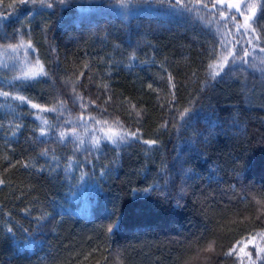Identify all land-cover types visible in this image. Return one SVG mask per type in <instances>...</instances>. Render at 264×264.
<instances>
[{"label":"trees","instance_id":"obj_1","mask_svg":"<svg viewBox=\"0 0 264 264\" xmlns=\"http://www.w3.org/2000/svg\"><path fill=\"white\" fill-rule=\"evenodd\" d=\"M251 1L0 0V49L43 67L0 61V264H264ZM248 23L264 49V0Z\"/></svg>","mask_w":264,"mask_h":264},{"label":"rangeland","instance_id":"obj_2","mask_svg":"<svg viewBox=\"0 0 264 264\" xmlns=\"http://www.w3.org/2000/svg\"><path fill=\"white\" fill-rule=\"evenodd\" d=\"M123 3L118 4L124 7L126 10L133 12V13H144L150 10L152 7L156 5L152 4L143 8L138 7V3L141 2H156L161 0H121ZM258 0H252L248 7L244 10L245 17H252L256 10H257ZM250 5H254V7H249ZM121 9V7H118ZM243 26H236L235 32L233 34L240 35V38L237 40V45L233 46L232 54L235 55L237 52L241 53V59L236 62V64L242 63H255L262 61L260 60V56H263L264 53L259 48L258 39L256 38L255 33L253 32L250 24L247 21V26H245V19L243 22ZM231 33V32H230ZM245 52L248 55H245ZM0 61L2 62H9V63H18L21 64L23 67V74L28 78H37L42 73L40 71V64H33L29 61L26 51L23 49H9V50H2L0 49Z\"/></svg>","mask_w":264,"mask_h":264},{"label":"snow or ice","instance_id":"obj_3","mask_svg":"<svg viewBox=\"0 0 264 264\" xmlns=\"http://www.w3.org/2000/svg\"><path fill=\"white\" fill-rule=\"evenodd\" d=\"M27 2H31V3L35 4V3H37V0H21V3H27ZM64 2H65V0H60V3H64ZM177 2H179V0H177ZM221 2H222V0H221ZM39 3L41 5H45L46 4V6L48 8H51L53 6L51 3H47L46 0H39ZM205 7H207V5H205ZM228 7L229 8L236 7L237 11H239V5L229 4ZM249 7H254V5H250ZM221 15H223V13H221ZM232 19H235V17H232ZM249 19H250V17H245V26H247V21ZM262 51H264V49H262ZM245 55H248V53L245 52ZM223 63H227V58L226 57H225ZM222 67H223V65H221V70H222ZM40 71H41V73H43V67L42 66L40 67ZM214 75H219V72H215ZM0 94H2L4 96H7L8 95V93H0ZM16 99H19L21 101H24L25 98L24 97H16ZM33 107H37V106L36 105H33ZM51 110L54 111L55 109H51ZM138 115H139V113H138ZM44 123L46 124L47 121H44ZM40 134H41V136H43L46 133L44 132L43 129H41V133ZM114 135L116 136V138H114L113 136H109L108 138L111 139L113 143H116V139L117 138L119 140L123 141L124 138L128 135V133L125 132L123 134H114ZM132 135L135 136L136 134L135 133H132ZM60 137H61V139H64L65 138V133L64 132H61L60 133ZM81 143H82V141H81ZM96 143L98 144L99 142L97 141ZM144 143L145 144L152 145V144L155 143V141H147L146 140V141H144ZM0 183H3V181H0ZM8 231L11 233L12 232V229L9 228ZM210 248H211V246H209V250H210Z\"/></svg>","mask_w":264,"mask_h":264}]
</instances>
